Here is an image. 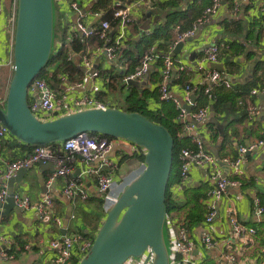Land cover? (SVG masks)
Segmentation results:
<instances>
[{
	"label": "crops",
	"instance_id": "obj_1",
	"mask_svg": "<svg viewBox=\"0 0 264 264\" xmlns=\"http://www.w3.org/2000/svg\"><path fill=\"white\" fill-rule=\"evenodd\" d=\"M70 1L73 0H53V48L56 51L61 47L62 39L64 40L70 26L75 21V13L68 8ZM74 1L78 3L80 11L87 14L84 18L87 27H97L101 20L90 13H101L103 18L108 11L113 10V4L116 1L124 4L136 2V6L131 13L132 23L128 27L127 42L120 57L107 60L104 56L93 53L90 56L92 69L97 70L100 77L93 80L87 72L81 70V77L74 75L71 79L73 82L82 83V86L76 89L66 85V91L60 94L68 97L82 94L93 95L108 104L110 108L121 110L131 107L132 101L134 103L138 100L147 111L159 110L161 106L157 89L161 83L163 59L167 57L164 56L165 54L173 52L175 42L172 46H168L163 40L164 37L153 39L149 34L154 28V22L160 18L158 21L162 26L167 17L171 20L174 13L178 16L186 8H190L188 23L181 24V27L177 22L178 19H175L173 23L177 39V34L186 31L200 17L211 0H181L179 3L177 0H146L139 4L136 0ZM9 2L10 4L6 6L4 4L0 14V89L2 90L0 92L3 93V89H6L5 96L12 77L10 49L13 42L11 33L13 9L12 1ZM221 5L219 14L207 24L201 25L194 36L184 42L180 54L173 58L175 65L167 85L170 97L179 101H184L187 85L199 86L200 89L208 86V74L212 70V64L202 62L203 51L216 44L224 46L220 52L219 64L223 67L222 76L230 81L231 87L225 88L222 85L212 87L210 93L215 95L219 101L217 111L214 112L213 108L209 107L210 114L207 118V120L210 118L212 108V116L222 126L223 137L213 124L202 125L196 130V135L203 139L205 149L214 157L215 152L222 160L223 158L235 159L240 146H245L264 136V100L252 97L250 92L253 86L247 83L254 63L264 59V0H222ZM93 38L81 39L87 41L86 46L90 50L97 46L95 43H98V40L92 43ZM149 46H154L157 52L163 54L161 60L159 62L155 60L151 64L148 78L142 77L137 80L136 86L123 84L122 77L131 73L139 65L142 55ZM63 48L66 53V47ZM248 52L252 54L250 57H247ZM74 63L77 67H81L78 62ZM178 64L184 65L186 70L180 71ZM51 70L60 83L59 77L62 75L60 70L57 73L55 68ZM262 75L261 73V77ZM110 78L113 81L112 85H110ZM113 88L117 89V96L109 93ZM5 96L3 98L0 95V102L4 101ZM36 96L35 92H31L30 101H34ZM191 96H195V103L199 106L208 107L209 97L207 95L190 92L189 98ZM240 102L256 105L259 114L253 120H248L246 111L239 104ZM63 114L65 112L61 111L54 118ZM2 144L0 162L23 158L32 150L31 146L22 144L10 135L4 138ZM187 146L192 147L191 142ZM141 154V152H135L134 145L113 139L112 150L105 156V159L114 168L112 175L116 185L106 194L99 191L97 177L92 172L107 173L111 167L107 168L101 166L99 161H87L75 155L71 162V178H79L83 183L88 195L86 201L70 199L63 194L66 178L56 177L49 182L54 172L50 168L36 164L25 170L20 182L13 180L12 188L15 196L26 197L32 204H37L45 196H50L52 207L44 216L30 209L22 210L21 213L12 211L7 217L0 218V235L4 236L9 243L8 246L0 245V264H46L56 254L50 247V242L63 236V222L67 220L68 212H70V218L65 232H80L85 238H94L105 218L106 211L123 187L143 171V162L139 160ZM174 162L175 168L174 171L172 168L168 189L170 207L166 214L164 227L165 240L169 249L175 222H183L193 243V250L186 258L179 254L173 256L174 263L260 264L262 260L260 249L264 245V212L256 217L253 204L257 199L264 209V147L245 156V161L241 165L244 169V175L240 178L242 186L229 188L226 191L216 204L217 215L209 225L204 223L207 213L205 194L212 187L208 173L204 169L192 166L186 182L180 185L179 163L176 159ZM221 171L223 176L233 178L228 169L223 168ZM3 188L7 190L8 183L0 177V191ZM197 196L202 198L197 200ZM229 212H232L240 223L254 229V236L245 240L237 239L229 229ZM54 218H60L62 225L57 226L53 221ZM206 232H209L216 241L213 248H206L201 242V237ZM169 253L171 254L170 249ZM3 254L5 256H2ZM230 257L234 258L233 262Z\"/></svg>",
	"mask_w": 264,
	"mask_h": 264
},
{
	"label": "built area",
	"instance_id": "obj_2",
	"mask_svg": "<svg viewBox=\"0 0 264 264\" xmlns=\"http://www.w3.org/2000/svg\"><path fill=\"white\" fill-rule=\"evenodd\" d=\"M12 1L13 17L11 19L12 37H14L15 19L17 0ZM137 4L143 3L146 0H136ZM222 0H211L209 5L205 7L200 17L192 23V25L184 32L177 34V39L173 47L178 42H186L194 36L197 29L204 24L210 22L211 19L219 14L221 9ZM136 6L134 4H124L120 1H116L113 4V10L111 14V20L114 23L111 26V22L107 19L102 18L101 13H90L93 17L100 18L99 25L97 27H87L84 22V18L87 14L80 11L78 3L76 1H70L68 8L75 13L74 24L70 26L68 34L64 37L63 47H66V61L67 62H78L81 65L80 68L87 72L91 79H98L100 76L97 70L92 69V61L90 56L94 53L99 56H104L107 60H114L120 57L123 51V47L127 42L128 27L132 23V10ZM4 2L0 0V14L3 11ZM236 10V6H234ZM111 30L113 35L111 36ZM96 37L101 41V45L96 46L93 49L83 46L82 49L76 51L73 48V44L76 40L82 38ZM223 45H212L203 51L202 62L208 64H219L221 60L220 52L223 49ZM13 42L11 44V57H12ZM159 54L154 46H149L145 53L142 55L139 65L136 66L131 73L122 77V83L126 84L129 81H137L144 77L150 69V66L155 60H157ZM174 59L171 57H165L162 64V77L161 83L158 86V99L161 102L171 100L178 112L176 120L183 124L182 130L179 133V138H189L192 147L186 146L179 150L176 155V160L179 163V184L183 185L189 174V170L192 166L206 170L208 173L212 187L206 192V208L207 213L204 218V223L209 225L213 222L214 217L217 215L216 204L222 199L223 195L229 188H240L242 182L240 178L244 175V169L241 168L242 163L245 161L247 153H251L254 150L264 147V136L254 142H250L245 146H240L238 149V155L235 159L223 158L222 163L225 164L227 169L233 175V178H228L222 175L221 169L216 158L208 152L204 147V142L201 136L196 135V130L200 124L207 121L210 114L209 107L198 108L195 112L188 113L182 104H191V98L189 93H201L210 96L212 87L215 85H222L225 88H230L231 83L228 79L224 78L216 69H213L208 74L209 85L203 89L199 86L185 87L184 101H179L175 98L170 97L168 80L171 76L172 69L174 67ZM180 71L186 70V67L182 64H178ZM52 72V70H50ZM264 74V73H263ZM72 77L68 73H62L55 83L59 84L62 89H53L47 82V79H36L32 82L29 88V94L36 93L34 101L29 99L30 110L37 116L40 121H49L55 119L59 112L64 111L65 114H69L79 110L87 109H106L110 108L108 104L97 99L93 95L82 94L75 95L74 97H68L62 95L60 92H64L67 86L79 89L82 86L80 82H73ZM51 79V77H50ZM54 81V80H53ZM71 81L73 83H71ZM63 90V91H61ZM264 95V87L251 89L250 95L252 97H258ZM215 99V98H214ZM4 101L0 102L3 106ZM243 106L246 111L248 120H253L258 114L259 109L254 104L239 103ZM195 106H192V108ZM63 114V115H65ZM41 117V118H39ZM43 117V118H42ZM59 117V116H58ZM57 118V117H56ZM6 136H9L8 131L5 127L0 124V150L3 146V140ZM113 139L99 136H91L88 133H81L73 138L68 139L65 142L45 145V146H34L31 152L25 157L15 160H1L0 162V177L6 182L9 178L15 175L18 170H27L36 164H47L51 163L55 167L53 174L50 177L49 182H52L56 177H64L67 179L66 185L63 189V194L70 199H80L86 201L88 195L84 190L83 183L79 178H71L72 167L71 162L75 155L80 156L87 161H99L101 166L110 168L107 173H100L93 171L97 179V187L102 194L110 192L114 187L112 165L105 159V156L112 150ZM135 152L144 151L134 146ZM109 166V167H108ZM7 196L6 188L0 191V200ZM15 203L22 210L34 209L42 216L48 214V209L52 207V200L50 196H45L43 200L37 204L30 203L28 198L14 197ZM254 215L256 217L263 214L264 209L260 205L259 200H254ZM228 225L231 233L237 239L245 240L251 236H254V229L245 226L240 223L232 212L228 213ZM71 218H74L71 216ZM54 223L57 226L62 225L60 218H54ZM166 222V220H165ZM165 227V225H164ZM174 229H172L171 240H170V264L174 263V255L179 254L186 258L193 250V243L190 239V235L183 222H175ZM93 242V238H85L80 232L66 233L59 239H55L50 242V247L55 251V255L46 264H77L89 251ZM201 242L206 248H213L216 245L215 239L209 232L204 233L201 237ZM0 245L8 246L7 239L0 235ZM262 260L260 264H264V245L260 249ZM2 256H5L4 254ZM142 259V258H141ZM144 259V258H143ZM233 262L234 258L230 257ZM144 260H142L143 264ZM149 264V263H147Z\"/></svg>",
	"mask_w": 264,
	"mask_h": 264
},
{
	"label": "water",
	"instance_id": "obj_3",
	"mask_svg": "<svg viewBox=\"0 0 264 264\" xmlns=\"http://www.w3.org/2000/svg\"><path fill=\"white\" fill-rule=\"evenodd\" d=\"M53 31V0H17L12 77L4 104L0 105V124L11 137L28 146L53 145L81 133H91L122 140L142 149L143 171L123 187L108 208L89 251L77 264H125L130 258H144L143 264H170L164 225L167 214L165 195L174 158L172 136L164 126L153 123L140 113L116 108L79 110L40 121L30 110L29 88L49 61ZM183 47L184 42H178L173 52L164 56L174 58ZM211 68L223 71L220 64H212ZM148 73L144 79L148 78ZM47 82L55 90L62 89L49 76ZM137 84L136 81L126 83L129 86ZM258 98L264 100V95ZM195 100V96H191L190 105L182 104L188 113ZM210 111V118L199 127L213 124L223 137L222 126L212 116V108ZM214 154L219 166L227 169ZM40 165L55 170L51 163ZM24 173L25 170H18L15 177L7 180V196L0 200V218L7 217L12 211L22 212L15 203L12 183L13 180L20 182ZM69 218L70 212L63 222L62 235Z\"/></svg>",
	"mask_w": 264,
	"mask_h": 264
},
{
	"label": "trees",
	"instance_id": "obj_4",
	"mask_svg": "<svg viewBox=\"0 0 264 264\" xmlns=\"http://www.w3.org/2000/svg\"><path fill=\"white\" fill-rule=\"evenodd\" d=\"M177 2H181V0H177ZM111 14H112V10L108 11L105 16L103 17L104 19L110 20L111 22V26L114 25V23L111 20ZM177 13L173 14V19L170 20V18H166V21L164 22V24L162 26L159 25L158 21L160 18H158L155 22H154V28L151 32V34H149L153 39L154 38H159V37H164V41L165 43L167 42L168 46H172L174 44V42H176V36H175V32L173 29V23L175 21V19H178L177 22L178 24L185 23V22H189L190 20L188 19L190 17L191 14V9L190 8H186L184 10V12H181L178 16H175ZM149 37V36H148ZM96 40H98L96 37H94L92 39V43L96 42ZM62 41L64 42V40L62 39ZM63 42L61 44V47L56 51L54 48H52L51 51V55L49 58V61L46 65V67L43 69V71L41 73L38 74V77L36 79H46V77L48 78V76L51 77L52 80L56 81V75L53 72H50V70L52 68H55V71L57 73L58 70H60L61 73H68L71 77L74 75H78L81 77V69L79 67H77L75 65V63L73 62H67L66 61V53H65V49L63 48ZM97 46L101 45L100 41L98 40V43H95ZM87 45V41H83L81 39L76 40L73 44L74 46V50L78 51L80 49L83 48V46ZM159 56L157 58L158 62L161 60V58L163 57V54L161 52H158ZM252 54L251 52H248L247 57H250ZM261 73H264V59L262 60H258L257 62L254 63V66L252 68V74L250 76L249 81L247 82L249 84V86H253V88H261L264 87V74L261 77ZM261 77V79H259ZM121 78V77H120ZM110 82L112 85L113 81L112 78H110ZM118 88V87H117ZM252 88V89H253ZM116 88H113L110 90V94L112 96H117ZM237 91V89H236ZM203 92L200 93V95H202ZM208 96V95H207ZM209 97V104L208 107H212L213 111H217V97L215 98V95L210 94ZM215 98V99H214ZM128 100L132 101L130 98H127ZM160 103V109L155 111V112H150L147 111L145 109V107L139 103L138 100L132 101V106L131 107H126L124 109V111L127 112H137L140 113L141 115L145 116L147 119H149L150 121H152L153 123L159 124L164 126L170 133V135L172 136L173 140H174V148H173V161L175 159V155L179 152V150L183 147H186L187 145H189V138H179V133L182 130L183 124L181 122H178L176 120L177 117V110L173 104V102L171 100L169 101H164ZM198 108H201V106H199L197 103H195V106L192 108V112H195ZM91 136H98L96 134H91L88 133ZM11 137V136H10ZM102 137V136H99ZM13 138V137H11ZM14 139V138H13ZM34 147V146H31ZM139 160H141L143 162L144 159V154L142 153L139 156ZM169 184H170V180L168 182L167 185V189H166V195H165V206H166V213L169 211V207H170V202H169ZM206 197V194H205ZM198 198H202L200 196H197V200Z\"/></svg>",
	"mask_w": 264,
	"mask_h": 264
},
{
	"label": "rangeland",
	"instance_id": "obj_5",
	"mask_svg": "<svg viewBox=\"0 0 264 264\" xmlns=\"http://www.w3.org/2000/svg\"><path fill=\"white\" fill-rule=\"evenodd\" d=\"M10 0H3V2H4V4H5V6L7 5V4H10V2H9ZM46 79H47V77H46ZM0 91H2L1 89H0ZM5 92H6V89L4 90L3 89V93L2 92H0V95H1V97H3L4 98V96H5ZM114 98V97H113ZM120 107V106H119ZM177 155V154H176ZM176 155H175V159H176ZM175 166V162L173 161V171H174V167ZM173 174V173H172ZM78 212H79V210H77ZM142 260H144L143 258L142 259H134V258H130L125 264H142L141 262H142Z\"/></svg>",
	"mask_w": 264,
	"mask_h": 264
}]
</instances>
